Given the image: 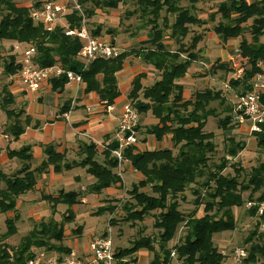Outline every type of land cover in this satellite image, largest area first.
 <instances>
[{
	"label": "trees",
	"instance_id": "16d2710c",
	"mask_svg": "<svg viewBox=\"0 0 264 264\" xmlns=\"http://www.w3.org/2000/svg\"><path fill=\"white\" fill-rule=\"evenodd\" d=\"M30 7H19L12 0H0V76L9 82L0 83V109L4 111L11 123L6 132L17 139L23 133L22 111L11 109L14 96L10 92L13 77L18 76L20 61L12 51H5L4 43H17L25 48L33 47L35 56L33 64L37 68H48L58 65L63 74L49 80L51 91L62 93L67 79L66 72L79 74L84 85V94L95 93L101 102L111 106L120 93L117 90L116 75L122 70L125 59L133 56L145 65L151 66L159 75L150 86H143L144 73L136 75L132 80V92L129 103L137 115L150 113L157 122L144 129V135L151 136L154 141H169L176 150L160 147L155 150L139 151L136 145L123 149V157L131 168L139 175L137 183L120 191L118 198H112V205L100 208L96 214H107L108 225L124 229L128 225L135 231L136 239L128 247H115L114 264H138V252L146 250L152 253L149 264H222L227 258L222 248L215 245L214 236L222 232H233L236 219L233 210L249 204L245 215L257 218L254 229L244 239L246 256L239 264H264V210L259 214V207L264 203V192L256 200L254 195L264 187V162L252 166L246 174L235 159L245 149V141H237L234 137L223 134L225 156L218 163L211 162L216 153L215 133L206 131L208 118L216 120V129L226 133L231 130L232 109L226 108L227 116L219 118L214 109L208 108L211 102H223L220 92L209 88L195 90L187 99L184 98V85L188 70L198 60L196 47L202 40L201 35H193L189 46L183 41L189 34L190 26H203L204 21L194 15L199 0H188L189 6L181 7L177 0H136L140 17H148L146 24L151 25V38L146 41L148 47L122 52L117 58L110 60L96 59L82 70L83 64L77 57L82 48V41L75 35L66 36L64 31L79 30L81 15L71 10L63 18L66 28L59 23L52 31H46L42 25L34 24L30 14L42 5L40 0H32ZM84 17L90 19L92 11L86 4L95 9H116L123 0H76ZM217 3L215 12L208 16L212 23L218 18L212 32L223 40L239 39L238 51L243 63L240 78L230 80L235 97L252 90V80L264 74V0H209ZM13 4V5H12ZM86 8V9H85ZM136 12V11H135ZM217 16V18H216ZM164 31H170L168 39L178 46L175 51L168 49L164 43ZM98 27L91 33L99 36ZM245 34L250 36L247 40ZM24 48V49H25ZM247 66V67H246ZM226 70L224 64L218 66ZM141 97V98H140ZM264 103V96L262 97ZM68 107L59 112L66 113ZM261 133H253L256 146L264 149V124ZM139 125L136 133L139 131ZM242 139V138H240ZM118 148L116 140L105 145L98 155L96 144H81L77 155L79 161L68 162L64 155L57 153L53 146L44 149L46 160L36 169H30L28 162L31 156L28 148L9 153L10 157L22 160L21 168L11 175L0 173V213L15 212L16 199L31 191L36 185V174L51 165L53 171L61 173L76 167L86 169L95 182L87 189L92 195H99L111 187L122 190L123 180L115 172L117 160L111 152ZM102 156L101 164L96 157ZM229 158L230 160H228ZM233 160V161H232ZM230 174L224 173L226 169ZM243 174V175H242ZM117 184H119L117 186ZM3 185V186H1ZM196 186L193 210L186 212L180 208V198L186 189ZM86 191V192H87ZM86 192H59L55 197L43 195L50 204L51 214L56 213L57 204L69 207L80 204V196ZM247 193V195H245ZM202 209L205 216L199 217ZM16 219L17 214L15 215ZM118 221H114V219ZM14 218H6V232L0 236V264H25L32 258L33 248H44L47 252L59 255L70 253L71 248L62 244L65 238L64 225L73 220V215L63 216L61 222L38 223L21 239L19 245L10 247L5 241L16 233ZM146 219H151L150 229L154 231L146 235V227L137 226ZM126 228H129V227ZM185 230L183 236L178 235L179 228ZM82 230V225L77 228ZM79 233V231H78ZM134 234V235H135ZM173 254V255H172Z\"/></svg>",
	"mask_w": 264,
	"mask_h": 264
},
{
	"label": "rangeland",
	"instance_id": "374dc122",
	"mask_svg": "<svg viewBox=\"0 0 264 264\" xmlns=\"http://www.w3.org/2000/svg\"><path fill=\"white\" fill-rule=\"evenodd\" d=\"M14 2V0H12ZM58 2H66L68 0H57ZM178 5L181 7H187L189 6L188 0H177ZM251 1V0H249ZM29 4L33 3L32 0H15L13 4ZM12 4V5H13ZM88 11L93 12V16L90 19L85 18V27L86 29L92 33L95 31L98 27L100 28V34L99 37H101L104 40L109 41L114 46H117L122 49L123 52H128L130 50H137L139 48L148 47L146 45V41L151 38V25L146 24V21L148 17L143 18L140 17V12L138 10L136 0H123L121 4L118 5L116 9H95L92 7L91 4H86L85 6ZM85 8V9H86ZM217 9V3L210 2L209 0H199L198 4L196 5V10L194 15L205 22L203 26H190L189 27V34L184 39L183 43L185 46H189L191 37L193 35H201L202 40L198 42L196 51L198 52V60L192 65L191 69L193 67L196 69L194 77H191L189 73L186 76V79L183 80V84H185V89L193 93L195 90H200L204 88H209L215 92H220L221 96L223 98V102H211L208 106V108L214 109L218 115L219 118H223L227 116V110L226 108L230 109L235 106L236 100H235V90L231 89L229 86L230 80L235 79L237 77V70L234 67V62L237 64H240L243 67V63L241 58L237 57L234 58L233 56L237 55V47L239 44V39L236 40H229V43L234 44H228L227 40H223L217 36H215L212 32V29L215 25V23L218 21V18L215 19V22L212 23L208 20V16L215 12ZM136 11V12H135ZM84 12V11H83ZM85 15V13L83 14ZM60 25H62L64 28H66V22L64 18H61L58 22ZM170 31H164V43L168 46L167 48L175 51L178 46L174 43V41L168 39V34ZM245 37L247 40L250 39V36L248 34H245ZM261 41H264V37L261 38ZM229 45V46H228ZM3 48L5 51H12L17 56V61L21 60V53L24 50V45L17 44V43H4ZM227 50L229 53V56H227L226 52H222ZM201 53V54H200ZM231 55V56H230ZM132 55L128 57V59H134ZM234 58V60H232ZM138 59V58H135ZM139 60V59H138ZM225 62L223 63L222 62ZM140 61V60H139ZM142 62V61H140ZM224 64L227 69L226 70H220L218 69V66ZM143 63V62H142ZM247 67V66H246ZM244 68V67H243ZM147 76L150 79H157L159 73L153 69L151 66L144 67ZM204 71L205 74H202L201 72ZM241 76V75H240ZM189 79V80H188ZM9 82V79L4 78L0 76V83L4 84ZM130 84V83H129ZM132 86V83L130 84ZM142 85H144L142 81ZM124 90V89H123ZM185 92V97H190V92ZM141 98V97H140ZM130 99L128 98V101ZM56 104V94L53 92L45 91L43 93V98L41 101V105L44 107L53 108ZM35 103L32 105L34 108ZM14 107V111L18 112V106L15 103L11 108ZM146 117L139 118L142 119L141 122H139V131L136 133V138L138 143L147 142V138H144L143 131L149 126L144 125L146 123L145 121ZM12 120V119H11ZM214 121L215 119H211ZM5 121V115L4 111L0 109V125L3 124L4 127L7 126V124H4ZM10 122V121H8ZM7 122V123H8ZM141 123V124H140ZM143 123V125H142ZM212 122L210 121V124ZM209 122L206 121L205 130L211 131ZM214 129V128H213ZM215 135L217 134L216 138H214V142L217 143L216 145V153L212 156L211 162L218 163L221 157H224L225 150L224 146H227L226 143H223L225 138H221L222 131L216 129V122H215V130H213ZM228 133V134H227ZM236 136V133L232 131H227L225 136ZM239 137H241L243 134H245V131L243 133H240ZM247 138L245 139L246 147L245 149L238 155V157L235 159L236 162H239L240 165L243 167L245 172L243 174H246V172L249 171V169L252 166H256L262 162H264V149H259L256 146L255 138L243 135ZM232 137V136H231ZM243 138V137H241ZM150 144L148 146L150 147H168L172 149L173 154L176 153V150L171 147V144L169 141L164 142L163 140L160 142L155 141V145L153 142V138L149 137ZM137 143V144H138ZM160 144V145H158ZM153 145V146H152ZM230 160L229 158H227ZM11 160V159H10ZM233 161V160H232ZM9 163V162H7ZM0 169L3 170L4 167L0 166ZM224 173L226 174H232L231 171L227 168ZM242 174V175H243ZM67 179V178H66ZM65 181V180H63ZM130 182L127 183L126 189L129 188ZM73 188V186H72ZM196 186H191V189H186L184 194L180 197L183 199L180 200V208L181 210H185L186 212H189V210L193 207L191 204L192 201L195 200V195L192 193V190H195ZM264 192L263 189L254 195L253 200H256L257 197H259L260 193ZM87 193V192H86ZM247 195V193H245ZM36 197V196H35ZM29 199H31V195H29ZM245 204L242 208H235L233 210L234 217L236 219V229L231 232H222L219 234H216L214 236V242L215 245L219 248L225 247V249H222L224 251V254L227 255L228 258H232V253L237 248H247L248 246L243 245L244 239L248 236V234L254 229L255 224L258 222L257 218H249L245 215V211L248 209L249 204L246 203V196L244 197ZM30 206L32 204L24 203L22 206H20V218L22 219L21 222H19V216L17 215V219L15 215L17 214V210L15 212L8 213L9 219L14 218V226L15 229L17 227V234L14 237H11L8 239V242L11 244L10 247H16L19 245L20 238L25 237V235L28 234L29 230L33 228H38L37 221L30 217ZM191 207V208H190ZM69 206L65 204L59 203L58 209L56 211V219L57 221H62L63 216L71 212L69 210ZM56 210V208H55ZM42 212V211H39ZM76 215L73 217V221L70 223H66L64 225L65 229V241H67L71 246L74 248L77 247V243L79 239L82 240V243L87 242V237H90L92 234H104V233H110L112 240L115 245H118V243L122 244L123 247H128L129 244H131V241L136 239L137 235L135 234V231L129 228H126V224L122 225L125 226L124 229L118 230L117 228H114L113 226L108 225V222H106V216L101 214H96L92 211L89 207H81L78 208ZM6 214L0 213V236L4 235L6 232V224L5 220ZM71 215V213H70ZM198 216L202 217L205 216L202 209L200 208L198 211ZM47 219H49L47 217ZM114 219V218H113ZM49 220H47L48 222ZM114 221H118L114 219ZM151 219L144 220L143 223L137 224V226H143L146 227V235H149L151 233H154L152 229H150L151 226ZM78 225H82V230L77 228ZM261 230H264V226L260 228ZM79 231V233H78ZM82 234V237H79V234ZM185 230L183 227L179 228L178 235L183 236ZM227 233V234H224ZM135 234V235H134ZM224 234V235H223ZM153 235V234H151ZM219 235V236H217ZM223 235V236H222ZM75 238V239H74ZM93 238V237H92ZM74 239V240H73ZM119 246V245H118ZM32 249H44V248H33ZM144 251V250H143ZM49 253V252H48ZM147 253V252H144ZM53 254V253H49ZM148 254V253H147ZM149 256V255H148ZM150 261V257L146 258V261ZM174 264H180L179 261H175Z\"/></svg>",
	"mask_w": 264,
	"mask_h": 264
},
{
	"label": "crops",
	"instance_id": "0c3cea01",
	"mask_svg": "<svg viewBox=\"0 0 264 264\" xmlns=\"http://www.w3.org/2000/svg\"><path fill=\"white\" fill-rule=\"evenodd\" d=\"M40 1L41 3H44L47 0H40ZM15 5L19 7H30L31 3L29 4L19 3ZM227 42L229 45L234 44L232 42L229 43L230 42L229 40H227ZM236 49H237L236 50L237 55L233 57L239 58L240 56H239L238 47ZM222 52L223 53L226 52L227 53L226 55L229 56L227 50ZM222 62H220V64H222ZM144 67H147V65L140 62L138 59L135 58L130 60L128 58L125 59L122 70L116 75L117 90L119 91L120 95L115 99L114 103L111 105L110 111L109 109H107V106L102 104V102L98 98V95H96L95 93L92 92L89 94H84L83 84L80 87L77 86L76 89H75L76 87L75 84L66 85L62 93H56L51 91L48 82L46 85H43L39 91L31 93L24 91L17 76L13 77L9 90L14 96V104L16 103L19 111H22L20 120L23 122L25 118H28V121L23 122L22 124V126L24 127L23 133L19 135L17 139H14L13 136L9 135L6 132V128L11 123V120L7 119V117L5 116L4 124H7V126L4 127L3 124H1V126L4 129L8 138L0 141V166L4 167L3 170L0 169V173L4 175H11L12 173L18 171L23 164H27V162L23 163L22 160H20L18 157L9 156L10 152L19 151L20 149L23 148L29 149L28 153L31 156V160L28 162V164L32 171L38 168L43 163V161L46 160L44 149L48 145L53 146V148L57 153L64 155L66 161L73 162L80 160L77 155L79 145L90 143L89 141L90 139L95 140L96 142L100 143V145L110 144L111 141L114 140V137L116 135V131L118 128V119L120 117L122 107L127 102H129L128 98L132 92L131 91L132 86L130 84L132 83L133 78L138 74L144 73L146 77L142 80L144 83L143 86H150L156 80H158V78L153 80L150 79L147 76ZM190 69L188 70V73L189 75H191V77H194L195 75L192 74H195L196 69L194 67L192 70ZM201 73L205 74L204 71ZM183 85L185 87V84ZM45 91L53 92L54 94H56V104L53 108L44 107L41 105L43 93ZM187 91L188 90L184 88L183 96L185 99H187L185 97V92ZM34 103L35 106L33 108L32 105ZM66 107H68L69 114L66 118H64L63 117L64 114L60 116L59 112L65 109ZM11 109H14V107ZM143 116L146 117L145 118L146 123L144 125L149 126L156 124L157 121L152 118L150 113H147L145 115L138 116V125L139 122L142 121V119L139 120V118H142ZM211 119L212 118H208L207 122H209V124L210 121L212 122L210 124L209 129L213 131L215 130L216 120L212 121ZM230 131L236 133V136H233L231 134L230 135L234 137L237 141L239 140L246 141L245 139L247 137L243 135H248V134L244 128H239L233 125ZM243 131H245V134H243L241 136L243 138L240 139L241 137H239V135H241L240 133H243ZM223 134L224 133H222L221 138L223 137ZM142 136L144 138H147V142L136 144V148L139 151L158 149L155 146L154 147L148 146L150 144L149 137L151 136H147L144 134ZM216 136L217 134L215 135V138ZM152 140L155 145L154 139ZM97 149H98V155H102L100 154L101 153L100 149L99 148ZM96 159L101 164L104 162L102 156H98L96 157ZM35 178H36L35 187L31 191L27 192L26 194L16 199L15 211L17 210V215L19 216V220H18L19 222L22 221V219L20 218L19 207L22 206L24 203H29V202L32 204V206H30V211L32 212L30 213L29 218H33L38 223H40L41 221L48 223L51 220H54L56 222H61V221H57L55 217L56 213L54 215L51 214L50 204L42 198L43 195H47V196L50 195L55 197L56 195H58L59 192H64V193L74 192V191L80 192L83 189L85 190L84 192H86L88 187L95 182V180L86 173V169L82 167H76L67 171H63L61 173H56L53 171V167L49 165L46 168V170L44 169L40 170V172L36 174ZM138 179H139V175L131 168V165L128 162L123 166V186H121L122 190L116 189V187L113 186L109 189L103 190L99 195H92L87 191L85 195L80 196L81 198L80 204H75L69 207L70 208L69 210L71 211L70 213L74 217L76 215L75 213H77L78 208H81L83 206L91 208L93 212H96L100 208H106L107 206L112 205V203L109 202L112 198L114 197L118 198L120 191H124L126 189L127 183L130 182V185H132L133 183H137ZM118 185L119 184H117V186ZM29 195H31V199H29ZM193 203L194 201H192L191 204L193 205ZM58 206L59 204H57L55 207L56 211L58 209ZM193 209L194 208L192 207L189 211H192ZM8 215L9 214L7 213L5 216ZM101 215L106 216L107 214L105 213ZM47 217L49 219H47ZM6 218H9V216ZM47 220L49 221L47 222ZM30 231L31 230H29V232ZM16 234H17V227H16V233L11 237L16 236ZM98 235L99 234H92L90 237H87L86 243L84 242L82 243V240L79 239L78 242L76 241L77 243L76 248H74L67 241H65V238L62 244L64 246H67L68 248H71V250L76 251L78 254L84 255L87 252L88 244L92 239V237ZM79 237L80 238L82 237L81 232L79 234ZM22 238H20L19 240H21ZM8 239L5 241V243L11 246V244L8 242ZM118 245H115L113 242V246L123 247L122 244L120 243H118ZM221 248L225 249V247H221ZM144 252L147 251L140 250L138 252L137 254L138 264L150 263L152 259V253L147 252L148 253L147 254ZM149 257H150V261L148 260L147 262L146 258ZM222 264H236V263L231 258L227 257L222 262Z\"/></svg>",
	"mask_w": 264,
	"mask_h": 264
},
{
	"label": "built area",
	"instance_id": "2783aa9c",
	"mask_svg": "<svg viewBox=\"0 0 264 264\" xmlns=\"http://www.w3.org/2000/svg\"><path fill=\"white\" fill-rule=\"evenodd\" d=\"M72 9L80 12L81 27L79 30L74 31L66 29L64 33L66 36H77L83 43L77 55L83 64L82 70H85L96 59L110 60L122 54L123 51L121 48L114 46L99 36L91 35L85 27V17L76 0H68L66 2L47 0L42 3L39 9H34L31 12L30 18L34 24L42 25L46 31H52L59 20ZM34 56L35 50L33 47L25 48L22 51L20 69L17 76L24 91L31 93L39 91L51 78L58 77L64 73L58 65L42 69L35 67L33 64ZM234 67L237 70V77L235 78H240L243 67L235 62ZM65 75L67 79L66 85L75 84V89L77 86L80 87L82 85V79L79 74L66 72ZM252 82V90L250 92L235 97L236 103L232 107L231 113V124L239 128H244L248 136H252L253 133H261V126L264 124V103L262 102V97L264 96V74L257 75ZM102 104L107 106L105 101ZM107 109L110 111L111 106H107ZM66 113L63 115L64 118L68 116L69 111ZM137 126L138 115L131 104L127 102L122 107L118 119V128L114 137V140L118 143V148L111 152V155L117 160L116 173L122 180L123 166L128 163L123 157L122 151L127 146L138 143L136 138ZM7 138L8 136L0 125V141ZM89 141L96 144L100 150L105 149V145H100V143L93 139ZM82 191L84 192L85 190L83 189ZM262 210H264V203L259 207V214L262 213ZM32 252V258L25 264H114L113 240L110 233L93 237L84 255L78 254L74 250H71L70 253L65 255H51L45 249H33ZM245 256V249L237 248L233 251L231 259L236 264H239Z\"/></svg>",
	"mask_w": 264,
	"mask_h": 264
}]
</instances>
